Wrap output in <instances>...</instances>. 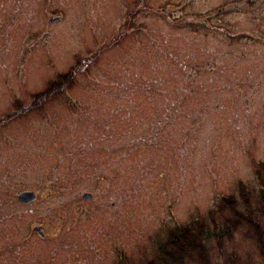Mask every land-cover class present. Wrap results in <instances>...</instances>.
<instances>
[{"label": "rangeland", "instance_id": "rangeland-1", "mask_svg": "<svg viewBox=\"0 0 264 264\" xmlns=\"http://www.w3.org/2000/svg\"><path fill=\"white\" fill-rule=\"evenodd\" d=\"M262 190L264 0H0V264H264Z\"/></svg>", "mask_w": 264, "mask_h": 264}, {"label": "trees", "instance_id": "trees-1", "mask_svg": "<svg viewBox=\"0 0 264 264\" xmlns=\"http://www.w3.org/2000/svg\"><path fill=\"white\" fill-rule=\"evenodd\" d=\"M63 80L60 82L66 81L65 77H61ZM60 83H53L48 91H43L39 93V95L51 96L48 95L51 90L59 89ZM58 92V91H56ZM37 101V100H36ZM38 104L40 102H37ZM262 195V196H261ZM261 197L264 200V190L261 191ZM224 207V208H223ZM220 208V211L223 209H229L233 213V217L229 220L225 216L226 229L229 232L230 229L236 226L239 222H245L250 224L253 227V238L255 239L256 244L258 245V253L260 256L264 258V229L260 227V223L255 222V216L251 211L247 208L242 210L243 212L247 211L246 213H242L234 208L227 205H224ZM264 213V208L261 209ZM219 212V207H218ZM212 225L216 229L217 223L212 220ZM210 227L209 224L203 223V221H195L190 226H177L174 230L169 232L166 241L159 246L160 257L158 260H165L167 263L170 264H181L185 256H192L193 254L198 257L200 264H209L208 261V253L206 252V244L212 238H217L219 244V237H223L222 233H218L216 231L210 232L208 228ZM173 246V250L169 249ZM158 257V255H157ZM168 258V259H166ZM157 259L155 261H158ZM173 260V261H172ZM153 260L147 262L146 264H153Z\"/></svg>", "mask_w": 264, "mask_h": 264}, {"label": "water", "instance_id": "water-1", "mask_svg": "<svg viewBox=\"0 0 264 264\" xmlns=\"http://www.w3.org/2000/svg\"><path fill=\"white\" fill-rule=\"evenodd\" d=\"M91 195L90 193H84L82 197L89 198ZM36 198V193L32 190H23L17 195V200L22 203H29L33 201ZM35 230H37L40 234L42 231L39 229V227H34Z\"/></svg>", "mask_w": 264, "mask_h": 264}]
</instances>
